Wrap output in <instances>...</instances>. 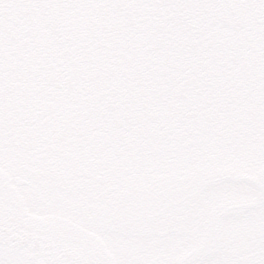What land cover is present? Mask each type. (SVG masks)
<instances>
[{
	"label": "flooded vegetation",
	"instance_id": "obj_1",
	"mask_svg": "<svg viewBox=\"0 0 264 264\" xmlns=\"http://www.w3.org/2000/svg\"><path fill=\"white\" fill-rule=\"evenodd\" d=\"M246 1L255 7L263 1L264 6V0ZM27 2L31 4L25 10L27 15L10 19L0 34V57H8L4 62L0 59V230L17 239L25 237L24 233L33 237L19 240L21 245L0 241V264H94L97 248L85 234L72 231L106 226L109 207L119 226H127L142 209L135 207L134 189H143L144 184L152 187L162 169L148 159L105 156L103 151L109 146L105 138L110 133L102 114L83 103L81 108L62 114L53 102L58 76L66 79L69 74L66 69L58 72L53 55L60 52L58 39H62L63 54H85L89 39L96 38L102 26L108 0ZM44 22L48 30L40 29ZM9 42L13 52L5 50ZM47 54L50 57L42 59ZM69 60L62 64L70 65ZM84 62L79 57L74 69H81ZM87 69H81L76 79L70 78L72 85H82L81 93H88L82 78ZM79 121L96 126L82 127ZM132 145L120 142L115 147ZM58 214L74 216L77 224L66 222L58 227ZM110 243L119 247L120 253L132 254L131 238ZM204 246L213 255L198 264H264V207L253 217L230 220L225 237L210 238ZM66 248L78 252L80 258L57 255ZM140 257L143 264H152L156 258L151 254Z\"/></svg>",
	"mask_w": 264,
	"mask_h": 264
},
{
	"label": "trees",
	"instance_id": "obj_2",
	"mask_svg": "<svg viewBox=\"0 0 264 264\" xmlns=\"http://www.w3.org/2000/svg\"><path fill=\"white\" fill-rule=\"evenodd\" d=\"M158 7L138 8L134 43L109 56L118 75L110 117L172 147L215 132L264 155V35L228 18L217 0Z\"/></svg>",
	"mask_w": 264,
	"mask_h": 264
},
{
	"label": "rangeland",
	"instance_id": "obj_3",
	"mask_svg": "<svg viewBox=\"0 0 264 264\" xmlns=\"http://www.w3.org/2000/svg\"><path fill=\"white\" fill-rule=\"evenodd\" d=\"M152 1L160 7H165V10L170 9L174 12L184 6L191 7L199 0ZM217 4L219 5V2ZM262 5L263 1H260L254 7L264 12ZM160 11L163 12V9ZM262 29L260 25L259 30ZM12 47L13 43L9 42L5 50L13 52ZM0 59L4 62L8 57L1 56ZM67 90L66 87L57 88V98L64 102L62 106L66 108L67 113H70L73 112V108L79 107L78 103L81 98L69 95ZM96 109L100 111L101 105H98ZM122 130L125 132V128ZM124 132L110 134V137L106 139L109 146L105 147L103 154L116 160H141L142 158H135V153L132 151L115 147V140L121 142L122 139L128 137ZM180 141L187 143L185 145L174 143L173 147L169 143H163V146H166L165 149L170 152L178 148L175 154L150 157L152 159L149 160H153L155 165L161 166L162 177L154 182L152 190L143 188L141 192L137 191L138 194L135 195L137 199L134 200L135 207H145V211L138 212L134 216L129 231L122 232V229L127 226H119L115 216L110 215L112 207H109L106 220L114 226V229L102 231L87 228L86 235L89 236L91 244L105 247L106 239L110 238L111 242L117 241L114 238L119 232L122 233V239L127 241L128 233L132 232L134 234L133 243L135 241L137 243L134 264H142L140 252L158 255L162 257L165 264H179L196 247L213 236L217 216L225 207L264 199V190L248 180L250 177L264 182V162H258L257 156L253 157L245 153L238 141L228 144L227 141H222L215 132L196 135L187 141L181 138ZM151 145L155 146L156 140ZM143 150L145 153L150 152L146 147ZM94 155L99 158L98 153ZM136 190L139 189L135 188L134 191ZM190 194L193 197L187 199ZM139 195H142V198H139ZM160 207L165 208L162 214L141 218V215H146L151 209L156 210ZM261 207L260 203L259 206L250 210L229 211L220 226L218 237L221 238L224 235L229 220L254 215ZM42 216L49 220V216ZM75 221L74 216L58 214L56 224L60 227L66 222L74 223ZM78 233L81 232H72L74 235ZM170 242H173L171 247L168 246ZM122 244L125 245V242L123 241ZM110 245L115 249L119 248L113 244Z\"/></svg>",
	"mask_w": 264,
	"mask_h": 264
},
{
	"label": "snow or ice",
	"instance_id": "obj_4",
	"mask_svg": "<svg viewBox=\"0 0 264 264\" xmlns=\"http://www.w3.org/2000/svg\"><path fill=\"white\" fill-rule=\"evenodd\" d=\"M244 7V5H237ZM249 7L254 5L249 4ZM31 7L27 0H0V29L8 27L9 20H18L20 17L27 15L25 11ZM255 22V20H253Z\"/></svg>",
	"mask_w": 264,
	"mask_h": 264
},
{
	"label": "water",
	"instance_id": "obj_5",
	"mask_svg": "<svg viewBox=\"0 0 264 264\" xmlns=\"http://www.w3.org/2000/svg\"><path fill=\"white\" fill-rule=\"evenodd\" d=\"M248 206H250V205H244V206H232V207H229L228 209H235V208H239V207H248Z\"/></svg>",
	"mask_w": 264,
	"mask_h": 264
}]
</instances>
